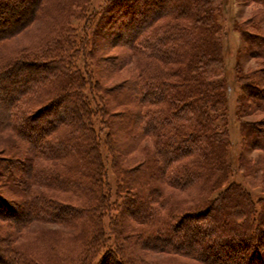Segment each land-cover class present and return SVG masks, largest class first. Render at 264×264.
I'll return each instance as SVG.
<instances>
[{
    "label": "trees",
    "instance_id": "16d2710c",
    "mask_svg": "<svg viewBox=\"0 0 264 264\" xmlns=\"http://www.w3.org/2000/svg\"><path fill=\"white\" fill-rule=\"evenodd\" d=\"M115 1L109 0L110 4ZM161 1L135 0L142 2L141 10L130 13L128 23L114 39L136 62L131 78L117 85L120 101L115 99L123 109L111 116L105 102L95 111L93 99L83 93L87 77L92 80L87 68L93 51L90 40L85 39L88 35L77 36L82 69L67 65L76 47L64 33L73 31L68 26L64 31L63 23L56 21L54 25L60 27V33L54 30L56 40L47 38L36 49L12 56L3 45L36 20L47 1L0 0V53L4 51L0 56V130L13 131L27 144L32 160L19 165L27 170L23 183L32 179L31 186L50 191L32 192L27 213L0 196V229H7L0 234L3 264H47L28 259L13 245L15 233L35 219L75 222L78 230L79 243L69 249L73 254L65 251L49 264H152L143 259L144 252L178 255L201 263L212 255L217 264H264V209L255 208V200L243 189L230 193L231 184L210 199L225 182L229 150L227 122H221L224 95L218 72L222 63L211 16L213 0H204L202 10L201 0ZM75 3L78 13L84 14L81 11L88 1ZM81 18V33L90 30L92 41L98 23L89 24L88 18ZM200 36L208 42H201ZM250 44L258 54L264 53V40L253 39ZM124 60L120 57L111 66L119 68ZM22 76L27 78L26 84L3 105L7 85L16 87ZM43 98L49 100L26 110L27 105ZM60 107L64 112L52 118V108L58 111ZM93 116L100 124L97 130ZM20 151L13 150L12 156ZM134 152L136 157L125 159ZM62 159L69 162L58 163ZM37 160L57 163L45 167ZM107 166L118 176L113 185ZM192 189L201 191L204 198L191 203L193 210L187 209L172 225L178 207L173 192ZM61 193L71 195L70 205L58 198ZM239 194L247 196H243L244 206H240ZM204 201L221 202L223 208L215 209L210 217L208 206L194 209ZM200 220H207L212 229L205 247L197 253L190 241L184 248L173 244L179 226L187 228L189 221Z\"/></svg>",
    "mask_w": 264,
    "mask_h": 264
},
{
    "label": "rangeland",
    "instance_id": "374dc122",
    "mask_svg": "<svg viewBox=\"0 0 264 264\" xmlns=\"http://www.w3.org/2000/svg\"><path fill=\"white\" fill-rule=\"evenodd\" d=\"M45 1L47 2H44L42 10L38 14L40 16L19 32L13 40L6 42L3 45L5 50L7 52L10 51L12 56H14L18 53L36 49L47 38L56 40L57 34L54 30L58 29L60 33V27H57V24L54 25L56 21L59 24L63 23L64 31L65 28L68 29L67 26L72 29L73 32L69 34H65L63 31L64 37L66 36L70 39L72 47H76L75 51L72 52L71 62L67 61L68 63H66L73 68L77 69L78 67L80 69L84 64L83 59L77 52V36L88 35L85 36V39L90 40L92 45L90 47L93 51L92 56L88 57L87 68L92 73V80L89 82V76L87 77L88 84L84 85L83 93L93 99L96 106L95 111H98V107H101L102 102H105L106 109L111 116L112 113L116 115L115 113L121 112L123 106L119 105L120 96L116 93V90H118L117 85L130 79L134 74L136 57L128 54V50L117 46L114 43V39L118 38L121 29L128 23L131 16L130 13L141 10L142 2L138 4L135 0H124L122 2L116 0L110 4L109 0L107 2L106 0H87V8L81 11L85 13L81 14L78 13L79 9H77L76 3L73 4L74 1L78 2L81 0ZM164 1L166 0L161 2L164 3ZM201 1L202 3H199V5L202 10L204 0ZM210 4H212L211 16L218 32L222 63V67L218 72V80H220L219 83L222 87L221 92L224 95L221 122L223 120L227 122L226 127L229 139V150L224 162L225 171L228 174L223 185L210 194V199H214L216 193L219 194L220 190L231 184L230 193L238 194L240 189H243L244 193H250L251 199L255 200V208L264 209V53L258 54V51L250 47L253 39L264 40V0H213V3ZM195 6L196 4H193V9H197ZM99 10L100 16L91 15V12ZM83 16L89 19V24L94 23V21L98 23L97 36H94L92 41L90 30L85 31L84 34L81 33L80 29L84 23V18L81 17ZM199 38L202 40L203 36ZM89 40H87L88 45ZM201 42H208V38H204ZM88 45L85 44L86 47ZM3 53L1 52L0 56ZM120 57L124 58L125 62L121 63L119 68L117 66L114 69V66L111 65L112 63H118ZM115 58L117 59L116 62ZM65 68L67 69L68 67L64 66L63 69L66 70ZM66 74L68 75V71ZM26 80L27 78L22 76L19 77L16 87L13 86L12 88L10 83L7 85L9 90L4 92L3 105L14 96L17 89L26 84ZM77 89L78 87L76 86L75 90ZM115 97L119 101H116ZM48 100L43 98L37 100V103H30V105H27L26 110L34 108L32 106H39L40 102L45 104ZM63 112L64 107H60L58 111L56 108H52L51 116L55 118ZM92 124L95 130L100 125L94 116ZM30 138H28V141ZM252 138L255 139L254 143ZM25 145L27 144L21 142L19 137L16 138L13 131L0 130V196L19 204L20 207L24 208L23 213L29 212L32 192H50L47 188L37 184H32L31 186L32 179H29L26 185L23 183L26 178L24 174L27 170L19 165H25L30 158L32 160V156ZM17 148L18 150L21 148V151L18 155L12 156L13 150ZM136 155V152L131 153V155H126L125 159L129 160V158L136 157ZM64 160L62 159L58 163L69 162L67 159ZM36 162L45 167H49L50 163H57H42L40 160ZM107 172L109 182L113 185L118 180V176H116L114 169L110 166H107ZM197 191L192 189L184 192H173L175 200L178 202V207L172 216V225L187 209L193 210L190 206L191 203L198 202L204 198L201 194L202 192L199 191L198 193ZM239 196L240 206H244V197L247 198V196L243 195V197L240 194ZM58 198L65 200L64 202L67 205H70L73 200L71 195L70 197L68 196V193H61ZM202 206L205 208L208 206V208L212 209L210 211L212 216L210 217H213V214L216 213L215 209L221 210L223 203L204 201L194 209ZM227 213L231 217L229 210ZM261 217L264 223V216ZM205 218L208 219L209 216ZM131 222L134 223L133 221ZM189 222L197 229V232H192L190 223L187 228L181 225L177 230L178 234L173 240V244H180L184 248L187 245L186 242L190 241L192 248L198 253L202 247H205V238L209 234L208 231L212 229L206 223L207 220ZM74 223L71 221L60 220V222H57L35 219L31 223H27L26 228L15 233L16 237L13 240V245L26 255L28 259H35L49 264L48 262H51V259H55L65 251H70L66 255L71 256L73 254L72 250L69 249L77 247L79 243L77 239L78 230ZM6 231V228H3V232L0 229V234L6 233ZM142 257L146 262L152 264H217L212 260V255L206 258V263L193 259H184V257L178 255L169 256L152 252H144ZM221 259L223 260L222 257ZM220 263L226 264L222 261ZM0 264H3L1 259Z\"/></svg>",
    "mask_w": 264,
    "mask_h": 264
}]
</instances>
